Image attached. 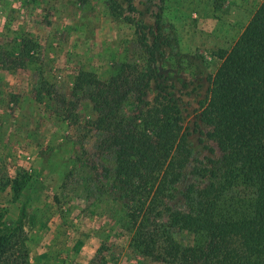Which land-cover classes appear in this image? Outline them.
Returning a JSON list of instances; mask_svg holds the SVG:
<instances>
[{"label":"rangeland","instance_id":"1","mask_svg":"<svg viewBox=\"0 0 264 264\" xmlns=\"http://www.w3.org/2000/svg\"><path fill=\"white\" fill-rule=\"evenodd\" d=\"M261 2L0 0V55L6 61V69L0 66V209L10 224L22 217L31 264H165L136 249L132 232L108 230L114 226L108 192L78 159L104 156L111 164L112 155L91 143L90 154L83 153L86 119L62 117L71 108L74 77L82 68L103 77L118 58L141 63L138 41L146 33L150 44L157 43L149 98L158 91L174 94L187 120L193 119L194 96L208 84L204 77L216 71L220 50L234 44ZM42 82L51 98L41 99ZM201 128L191 139L190 167L211 154L208 146L215 148L214 158L221 154L206 134L210 127ZM20 166L29 182L14 200L11 180ZM258 194L232 180L223 203L228 208ZM175 234L184 244L194 242L190 231ZM109 235L113 240L98 252Z\"/></svg>","mask_w":264,"mask_h":264},{"label":"trees","instance_id":"2","mask_svg":"<svg viewBox=\"0 0 264 264\" xmlns=\"http://www.w3.org/2000/svg\"><path fill=\"white\" fill-rule=\"evenodd\" d=\"M138 42L141 63L118 58L103 77L79 69L69 98L63 97L71 104L64 120L86 119L82 152L90 154L91 143L112 155L111 164L104 156L78 159L108 192L114 223L108 230L132 232L136 249L165 264H264V0L234 44L220 50L219 66L204 77L206 89L194 96L193 119L187 120L174 94L158 91L149 98L157 43L150 44L146 33ZM0 66L6 69L1 55ZM43 84L41 99L51 98ZM203 124L221 154L214 158L215 148L208 146L211 154L190 167L191 139ZM232 180L258 196L227 208ZM28 182L27 170L16 168L14 200ZM6 213L0 209V264H31L22 217L10 224ZM178 229L193 233L194 242H180ZM111 240L109 235L98 252Z\"/></svg>","mask_w":264,"mask_h":264},{"label":"crops","instance_id":"3","mask_svg":"<svg viewBox=\"0 0 264 264\" xmlns=\"http://www.w3.org/2000/svg\"><path fill=\"white\" fill-rule=\"evenodd\" d=\"M39 257V256H38ZM35 261V260H34Z\"/></svg>","mask_w":264,"mask_h":264}]
</instances>
